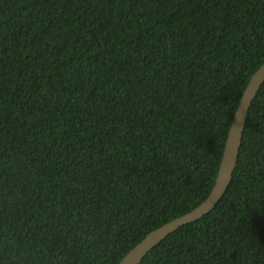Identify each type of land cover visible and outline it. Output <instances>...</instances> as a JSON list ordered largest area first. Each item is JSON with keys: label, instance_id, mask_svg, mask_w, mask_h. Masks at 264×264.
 Masks as SVG:
<instances>
[{"label": "trees", "instance_id": "16d2710c", "mask_svg": "<svg viewBox=\"0 0 264 264\" xmlns=\"http://www.w3.org/2000/svg\"><path fill=\"white\" fill-rule=\"evenodd\" d=\"M264 64V0H0V264H119L210 194ZM139 264H264V83L227 192Z\"/></svg>", "mask_w": 264, "mask_h": 264}, {"label": "water", "instance_id": "95a60500", "mask_svg": "<svg viewBox=\"0 0 264 264\" xmlns=\"http://www.w3.org/2000/svg\"><path fill=\"white\" fill-rule=\"evenodd\" d=\"M264 83V64L252 75L242 97L227 136L225 149L214 186L208 197L192 211L154 229L131 249L119 264H139L147 254L180 227L209 214L221 201L231 183L238 163L243 132L251 104Z\"/></svg>", "mask_w": 264, "mask_h": 264}]
</instances>
